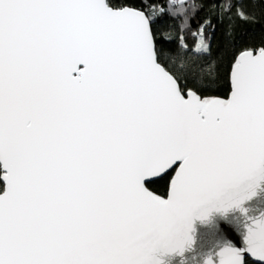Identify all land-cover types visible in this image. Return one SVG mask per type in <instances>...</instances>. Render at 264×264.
Masks as SVG:
<instances>
[{
	"label": "snow or ice",
	"instance_id": "1",
	"mask_svg": "<svg viewBox=\"0 0 264 264\" xmlns=\"http://www.w3.org/2000/svg\"><path fill=\"white\" fill-rule=\"evenodd\" d=\"M147 0H0V264H160L195 217L264 180V46L234 56L226 96L189 53L156 44ZM204 4L169 0L186 22ZM184 40L182 44L180 41ZM175 170L158 195L152 178ZM219 264H264V220ZM206 264H214L209 259Z\"/></svg>",
	"mask_w": 264,
	"mask_h": 264
},
{
	"label": "trees",
	"instance_id": "2",
	"mask_svg": "<svg viewBox=\"0 0 264 264\" xmlns=\"http://www.w3.org/2000/svg\"><path fill=\"white\" fill-rule=\"evenodd\" d=\"M134 4H140L142 0H131ZM190 4L203 3V9L193 11L190 16V30L185 31L189 25L179 18L173 19L171 16L161 15V10L168 6L169 0H147V11L157 17L153 24L156 33V44L165 52L175 51L177 48L176 38L183 31L189 46L198 41H194L191 30H196L202 18L209 12L212 4H226L231 6V10L223 14L221 20H217L215 15L211 16L212 24L215 26L206 29L198 37L203 39L208 45L207 50L200 53H189L194 58L205 62L206 68L202 75L206 79L213 77L209 91L205 95L226 96L229 90L228 74L230 65L235 54L245 47L264 46V2L263 0H188ZM182 44L184 40L180 41ZM174 170L169 171L163 177L152 181L148 187L159 195H165L168 191L169 183ZM249 259V258H248ZM249 264H257L249 259Z\"/></svg>",
	"mask_w": 264,
	"mask_h": 264
},
{
	"label": "water",
	"instance_id": "3",
	"mask_svg": "<svg viewBox=\"0 0 264 264\" xmlns=\"http://www.w3.org/2000/svg\"><path fill=\"white\" fill-rule=\"evenodd\" d=\"M164 175L152 178V181ZM174 175L175 170L172 177ZM247 192L254 194L242 200L238 206L212 208L207 216L195 217L189 233L190 242L182 250H158L154 254L155 258L160 264H206L209 259L219 264L218 254L223 248L246 247L249 227L254 221L264 220V180L258 181L251 189H245V194ZM248 258L260 264L250 255Z\"/></svg>",
	"mask_w": 264,
	"mask_h": 264
}]
</instances>
